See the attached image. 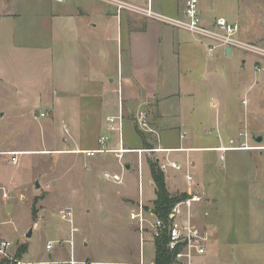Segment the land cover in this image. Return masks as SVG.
<instances>
[{"label":"crops","instance_id":"1","mask_svg":"<svg viewBox=\"0 0 264 264\" xmlns=\"http://www.w3.org/2000/svg\"><path fill=\"white\" fill-rule=\"evenodd\" d=\"M33 1L39 9L30 14L25 37L33 43L28 44L14 40L15 22L24 16V1L0 0V93L10 104H0V122L11 110L28 116L34 113V108L44 107L45 110L39 111L45 117L51 115L56 122L53 131L57 149L51 148L52 151L63 153L68 143L72 153L82 154L97 150L98 139L106 137L108 152L102 154L108 155L104 164L111 175L121 179L127 172L136 171L138 188L140 177H144L153 192L147 157L152 155L159 168L168 162L177 163L181 166L179 171L169 166L161 170L167 191L171 195H196L198 205L208 198L202 153L216 152L219 159L235 151L263 155L264 145H249L247 135H241L245 139L243 144L257 149L244 150L240 148L243 144L240 147L230 144L235 139L232 118L228 115L232 88L225 64L233 52L226 56L222 50L219 56L218 49L209 58L204 46L188 32L129 12L117 16L115 8L102 1ZM153 6L157 12L181 17L184 0H154ZM200 17L205 25L224 18L209 16L204 4ZM119 105L122 136L107 123L108 118L117 115ZM208 107L214 112H208ZM140 113L151 132H142L136 125ZM212 130L218 133L216 140L209 137ZM41 132L50 137L47 127L41 128ZM7 151L18 155L26 154L17 152L27 149L8 147ZM186 174L193 177L191 188L187 187ZM251 185L246 236L240 234L238 226L232 232V254L238 258L234 264H264V189L262 192L261 187L257 189L254 181ZM126 198L134 201L136 207L140 200L145 205L139 191L138 200ZM154 199L155 194L149 201ZM31 226L33 231L35 224ZM69 249V264H82L74 260V247Z\"/></svg>","mask_w":264,"mask_h":264},{"label":"rangeland","instance_id":"2","mask_svg":"<svg viewBox=\"0 0 264 264\" xmlns=\"http://www.w3.org/2000/svg\"><path fill=\"white\" fill-rule=\"evenodd\" d=\"M23 1L24 16L15 22L14 40L32 44L33 40L25 35L30 14L39 8L33 0ZM203 4L209 16H222L237 23L240 40L264 49V0H200L199 9ZM221 52L220 49L219 56ZM257 60L252 54L234 50L225 64L232 88L228 115L232 118L235 139L231 146L243 144L245 139L239 136L241 134L248 136L251 146L264 145V61L258 65L262 70L256 72L253 65ZM214 101L219 105L217 100ZM5 103L7 98L2 92L0 104ZM40 109L45 110L36 107L28 116L11 110L0 122V238L10 243L7 255L30 264H69V247L73 246L74 260L82 264L124 260L138 264L140 233L136 223L129 219V211L136 210V205L126 198L138 200L137 172H127L122 175L121 184H116L103 177L104 172L111 175L104 164L108 155L85 158L82 154L72 153L68 143L65 152L52 151L51 148L57 149L53 131L56 122L51 115L45 117ZM208 112L213 113L214 109L208 107ZM43 127H47L49 138L41 132ZM61 133H64L63 129ZM217 136V131L212 130L209 137L216 140ZM258 137L262 138L260 143L256 142ZM64 138H68L67 134ZM8 147L27 149V152H17L26 154L15 155L13 162ZM201 155L205 158L208 198L197 204L193 220L211 237L206 254L196 258L194 264H234L238 258L232 254V232L238 226L240 234L246 236L251 181L257 189L261 187V192L264 189V152L259 156L256 152L235 151L223 154L220 159L216 152ZM147 159L154 157L151 155ZM140 184L143 206L151 209L149 199L154 198L153 189L144 177H140ZM65 208L72 209L73 224L61 220L60 211ZM32 211L36 214L35 219ZM147 219L154 221L151 215H147ZM33 223L31 237L26 238ZM71 228L77 230L71 233ZM142 240V258L144 264H148L154 256V236L149 225ZM47 241L53 243L51 250L45 249ZM26 246L27 252L20 255V249ZM3 259L5 264H14L12 259L0 257Z\"/></svg>","mask_w":264,"mask_h":264},{"label":"built area","instance_id":"3","mask_svg":"<svg viewBox=\"0 0 264 264\" xmlns=\"http://www.w3.org/2000/svg\"><path fill=\"white\" fill-rule=\"evenodd\" d=\"M58 1V0H56ZM112 5L115 8L116 15L119 16L122 12H129L138 17L158 22L162 25L170 26L176 30L188 32L198 42H200L204 48L205 53L209 58H213L218 49L225 50L230 48L231 53L234 50H238L243 53L252 54L258 58L253 65V69L256 72H260L262 69L258 65L264 61V49L257 46L255 43L246 42L240 40L237 36L239 33V27L237 23L230 22L225 18H217L211 25H205L200 17L199 1L200 0H184V7L181 17H171L163 13L157 12L154 9V0H98ZM43 114L41 115V117ZM122 110L121 106L118 107V113L116 116L108 118L107 123L110 128L116 131L121 136L122 130ZM136 125L142 132H151L149 129L144 115L138 114L136 117ZM242 135V134H241ZM240 135V136H241ZM244 137L246 135H243ZM106 137L98 139V149L92 151L81 152L87 158H92L97 154L107 153L105 149ZM232 143V142H230ZM241 149H254L243 144ZM257 149V148H256ZM153 150H148V152ZM157 151V150H156ZM119 154V155H118ZM122 154V145L119 144V150L117 157L120 158ZM12 161H15L14 156ZM165 166L179 171L181 166L177 163L168 162L167 165H161L160 170H164ZM104 178L111 179L116 184H121V179L116 175L104 174ZM185 181L188 188H191L194 184L193 177L189 174L185 175ZM139 196L141 197V186L138 188ZM199 202V198L196 195L191 194L188 198L174 204L171 208V214L173 220L167 227L168 243L167 248L174 254V262L176 264H194L196 258H200L206 254V245L209 241L210 233L203 231L199 228L193 220V208L194 205ZM144 206L141 200L138 202L136 210H132L129 213V219L136 223L140 233V259L138 264H144L142 258V249L144 242L142 240L143 233L148 229V225L153 232V236H159L163 229V223L159 220L149 222ZM60 218L64 222L73 224L72 209L65 208L60 211ZM76 231L75 228H71V233ZM53 243L48 242L45 246L46 250H51ZM70 245L71 242H70ZM10 247V243L0 238V257L6 259L9 258L7 250ZM14 264H30L19 260L12 259ZM148 264H154L153 261Z\"/></svg>","mask_w":264,"mask_h":264},{"label":"trees","instance_id":"4","mask_svg":"<svg viewBox=\"0 0 264 264\" xmlns=\"http://www.w3.org/2000/svg\"><path fill=\"white\" fill-rule=\"evenodd\" d=\"M142 137V136H141ZM144 137H142L143 139ZM150 149V147L146 148ZM146 163L149 168L151 181L154 188L155 199L151 202L152 208L149 209L144 207L146 214L153 216L154 220H159L163 223V229L159 236L154 237V264H176L174 262L175 252H171L167 248L168 243V233L167 227L173 220V215L171 214V208L174 204L189 197L188 194H176L171 195L166 188L165 179L162 171L160 170L157 162L155 160L147 159ZM33 218L35 219L34 211H32ZM27 252V246L20 249V255ZM5 260H0V264H5Z\"/></svg>","mask_w":264,"mask_h":264},{"label":"water","instance_id":"5","mask_svg":"<svg viewBox=\"0 0 264 264\" xmlns=\"http://www.w3.org/2000/svg\"><path fill=\"white\" fill-rule=\"evenodd\" d=\"M224 52H225V55H226V56H230V54H231V49H230V48H225ZM256 142H257V143H260V142H261V138L258 137V138L256 139ZM36 188H38V183H36ZM31 234H32V230H29V231L26 233V235H25L26 238H30V237H31Z\"/></svg>","mask_w":264,"mask_h":264}]
</instances>
